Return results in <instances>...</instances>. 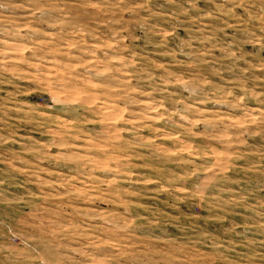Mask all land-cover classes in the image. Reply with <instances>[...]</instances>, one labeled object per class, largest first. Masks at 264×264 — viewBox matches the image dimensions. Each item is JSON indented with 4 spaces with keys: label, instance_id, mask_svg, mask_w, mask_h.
Here are the masks:
<instances>
[{
    "label": "rangeland",
    "instance_id": "obj_1",
    "mask_svg": "<svg viewBox=\"0 0 264 264\" xmlns=\"http://www.w3.org/2000/svg\"><path fill=\"white\" fill-rule=\"evenodd\" d=\"M126 3L127 10L121 12L110 10L104 0H0V179L5 181L0 185V243H12L7 230L25 238L23 232L33 228L32 221L39 217L55 220L58 226L77 234L99 229L107 243L106 230L99 226L110 212L118 214L113 211L117 207L123 213L124 205L117 206L112 200L96 196L94 190L89 191L94 186L81 174L91 171L93 177H102L107 168H117L108 161L119 160L120 156L100 159L85 147L103 136L124 144L121 153H134L126 156V167L134 169L133 179L144 178L147 188L152 190L142 197L128 190L135 206L133 211L144 213L138 221L134 216L128 217L134 223H146L151 218L145 205L152 206L153 214L175 216L174 208L168 207L176 203L174 197L155 190L169 183L178 188L185 183L186 173L211 161L207 178L202 176L203 182L197 181L189 189L198 194L197 199H184L181 193H175L182 196L181 209H203V215L186 216L183 220L193 221L205 231L182 228L175 221L153 231L161 232V239L170 235L169 229L181 233L172 240L180 246L181 254H191L192 264H220L213 255L212 241L232 239L230 229L236 225V231L254 225L251 237L264 240V224L257 228L255 222L259 218L252 212L256 200L249 197L251 203H240L237 197L236 205H229L227 210L209 208L203 203L215 183L212 169L231 177L229 186L237 188L245 183L244 177L255 172L252 165L260 168L257 162L264 160V39H244L245 25L227 14L221 15L232 7L223 0H199L191 8L184 5L188 10L180 19L185 23L175 29L174 35L175 22L169 21V17L177 11L176 6L165 4V0H151L147 5L149 13L145 0ZM209 13L215 18H209ZM190 28L192 32L202 31L194 39ZM255 31L258 37H264L259 28ZM121 40L127 45L124 57L133 49L146 55L161 82L165 66L171 63L169 51L181 52L177 60L190 66L185 71L192 75L196 74L193 69L196 57L200 56L207 63H200L197 71L203 73L207 83L197 84L180 69H170L168 74L177 77L175 84L169 85L163 95L148 89L150 95L142 97L146 104L132 108L130 116L115 94L100 96L85 91L86 82L95 75L96 64L105 61L111 55L109 49ZM189 41L191 49L187 47ZM201 87L203 97L199 94ZM169 94L171 98L165 99ZM42 98H47L56 109L81 101L104 115L93 112L88 116L87 125L80 129L86 139L69 137L64 133L75 127L69 122L70 117L41 105ZM45 119H55L56 123L45 125ZM134 126L135 132L119 131L132 130ZM241 131V139L247 142L241 150L251 149L244 155L228 146L229 140ZM72 144L79 145L73 149L80 153L79 158L68 151ZM154 157L163 165L157 166ZM234 163L243 167L234 168ZM259 174L264 178V169ZM187 183L191 185L192 181ZM185 231H192V235H183ZM81 242L87 243V239L82 238ZM237 244L238 252L251 256L243 264H264V246L253 243L245 247L239 240ZM14 247L23 245L16 241ZM250 249L260 255H252ZM0 264L23 262L0 254Z\"/></svg>",
    "mask_w": 264,
    "mask_h": 264
},
{
    "label": "clouds",
    "instance_id": "obj_2",
    "mask_svg": "<svg viewBox=\"0 0 264 264\" xmlns=\"http://www.w3.org/2000/svg\"><path fill=\"white\" fill-rule=\"evenodd\" d=\"M104 2L110 10L119 9L121 12L127 10L126 0H111V2L104 0ZM150 2L151 0H145L144 5L149 13H151V9H148L147 5ZM198 2L199 0H165V4L174 5L177 8V11L169 17V21L175 22L172 25L173 35L175 34V29L182 27L185 23V21L180 19L182 15H186L188 10L184 5H188L191 8ZM211 2L215 3V0H211ZM223 3L225 5L231 4L232 7L226 8L221 15L227 14L230 19H235L238 24L245 25L242 29L244 39L255 38L256 42L264 39V37H258L255 31L256 28H259L260 32L264 33V0H223ZM217 7H220V5H217ZM237 8L242 9V12H236L235 9ZM242 16L245 18L242 19ZM208 17L215 18L212 13H209ZM148 30L154 31V28H149ZM200 31L202 29H197V32ZM189 32H192L191 28ZM197 32H192L194 39ZM104 47L108 48V45ZM126 47L127 45L121 40L109 49L111 55L102 63L96 64L95 69H93L95 75L86 82L85 91H94L96 95L100 96L115 94L123 101L124 111L128 112L130 116L132 115V108L143 107L146 104L142 97L150 95L148 89H151L152 93L158 92L163 95V93L167 92L169 85L175 84L177 77L174 74H168L170 69H180L184 75H188L189 79L197 84L207 83L203 73L197 71L200 63H207L201 60L200 56L196 57L197 65L193 69L196 74L192 75L185 71L190 66L184 65L182 61L177 60L181 52L169 51L171 63L165 66L164 82H161L160 76L155 74L157 69L152 61L146 55H139L135 49L128 52V56L125 58L124 49ZM156 47L160 46L157 45ZM166 47L167 45H165ZM187 47L191 49V41H189ZM261 48H264V44H261ZM117 73L119 75H116ZM180 78L182 79L183 76ZM199 94L201 97L205 95L203 87L200 88ZM171 96L172 94H169L165 99H170ZM39 103L69 116V122L74 124L75 127L71 132L66 131L64 135L69 137L77 135L82 140L86 139V137L81 134L80 129L87 125L88 116L92 115L93 112L96 115H104V112L99 111L95 106H85L81 101H77L74 106L60 109H56V106L47 98L40 99ZM54 123H56L55 119L44 120L45 125ZM119 131L135 132V126L132 130L122 128ZM243 134L241 131L235 136V139H230L228 142V146L241 155L251 150L249 148L241 150L242 145L247 144L246 141L241 139ZM95 139V144L85 145L86 148L93 150L92 154L94 156L100 159H107L112 155L120 156L119 160L108 161L109 165L115 164L117 168H107L102 177H93L91 171L86 174L81 173L86 175V178L91 180V184L94 186V189L90 188L89 191L94 190L96 196H100L105 200H112L117 206L124 205L123 213H120L119 207H117L113 211L118 214L112 215L110 212L104 224L99 226V228L106 230L104 236L107 239V243L104 238H101L99 229L84 234H77L58 226V222L55 220L39 217L37 220L32 221L35 225L33 228H26L27 231L23 232V237H25L23 239L15 232L7 230L8 239L12 243H0V254L13 256L17 261H22L23 264H178V262L179 264H192L191 254L188 251H183L181 254L180 246L172 240V237L181 233L171 232L169 229L170 235L166 234L161 239V232L153 231V229L158 226L163 229L164 225L172 224L175 221L179 227H187L192 229V231H205L203 226L196 225L193 221L183 220L186 216L203 215V209L197 206L196 211L191 208L184 210L179 207V202L182 196L184 199L191 200L198 198V194L190 192L189 189L197 181L202 183V176L207 178L206 170L211 161H205V167L203 168H195L191 173H186L185 183L178 188L175 184L169 183L167 187L162 184L159 189L155 190L167 192L170 197H174L176 203L174 205L169 204L168 207L174 208L175 216L171 213L167 216L153 214L152 206L145 205L151 218L147 219L146 223H134L128 217L134 216L135 220L138 221L144 213L142 211H133L135 206L128 190L132 189L135 191L138 197H142L152 190L147 188L144 178L137 176L136 179H133L135 175L134 169L126 167L125 158L128 154L134 153H121L119 150L125 147L124 144L114 143L110 138L103 136ZM78 147L79 145L72 144L68 150L74 158H79L80 156L79 152L73 151V149ZM98 149H102V151ZM84 156L88 157L89 153L85 152ZM153 159L157 166L163 165L162 161L155 160V157ZM257 163L260 164V168H256L255 164H253L252 167L255 168V172L251 176L244 177L245 183L237 188L229 186L231 177L212 169V179L215 183L212 185L211 194L204 197L203 203L207 204L209 208L227 210L229 205H236L237 197L240 203L249 201V197H251L257 201L252 205V212L254 216L259 218L255 222V226L259 228L261 224H264V196L260 195L264 193V178L259 174L260 170L264 169V160ZM84 167H87V163H84ZM233 167L240 168L243 165L234 163ZM161 179H165V182H167L166 178L161 177ZM172 179L175 180L176 178L173 177ZM187 181H192V184H188ZM4 183L5 181L0 179V185ZM125 185H127V188ZM139 185H143V187H137ZM176 192L181 193L182 196L175 195ZM226 195L230 196L228 200L224 199ZM164 203H167V201ZM249 203L251 202L249 201ZM253 226L249 225L242 231H236V228L239 227V225H236L230 229L234 234L233 238L221 243H217L213 239V255L220 261V264H243L245 260H251L249 253L237 251V240H239L240 245L245 247H250L253 243L257 244V246H264V240H254L251 237L250 233ZM212 230L214 231V229ZM192 231H185L183 235L190 236ZM261 235H264V233H261ZM82 238L87 239V243H82ZM16 241H20L23 247H14ZM160 243L168 246L160 247ZM188 247L190 248L191 245H188ZM250 251L252 255H260L254 249H250ZM233 254H235V257Z\"/></svg>",
    "mask_w": 264,
    "mask_h": 264
}]
</instances>
